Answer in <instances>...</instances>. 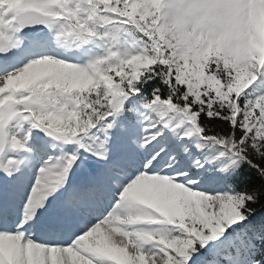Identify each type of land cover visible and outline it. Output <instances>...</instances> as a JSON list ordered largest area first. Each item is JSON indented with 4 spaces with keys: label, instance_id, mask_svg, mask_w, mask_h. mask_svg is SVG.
Here are the masks:
<instances>
[{
    "label": "snow or ice",
    "instance_id": "1",
    "mask_svg": "<svg viewBox=\"0 0 264 264\" xmlns=\"http://www.w3.org/2000/svg\"><path fill=\"white\" fill-rule=\"evenodd\" d=\"M0 264H264V0H0Z\"/></svg>",
    "mask_w": 264,
    "mask_h": 264
},
{
    "label": "clouds",
    "instance_id": "2",
    "mask_svg": "<svg viewBox=\"0 0 264 264\" xmlns=\"http://www.w3.org/2000/svg\"><path fill=\"white\" fill-rule=\"evenodd\" d=\"M219 43V42H218Z\"/></svg>",
    "mask_w": 264,
    "mask_h": 264
}]
</instances>
